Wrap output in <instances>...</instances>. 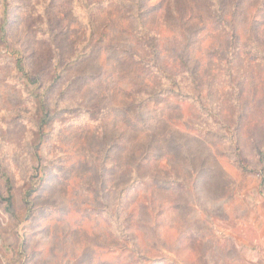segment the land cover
I'll return each instance as SVG.
<instances>
[{
    "label": "rangeland",
    "instance_id": "rangeland-1",
    "mask_svg": "<svg viewBox=\"0 0 264 264\" xmlns=\"http://www.w3.org/2000/svg\"><path fill=\"white\" fill-rule=\"evenodd\" d=\"M98 2L0 0V26L7 16L9 40L6 44L0 38V264H196L200 253L205 254L201 264H214L208 254L216 253V243L177 241L180 229L190 230L206 220L222 244L230 236L246 262L264 264V192L259 174L264 172V162L258 152L264 146V55L257 53L252 37H247L234 51L235 71L230 76L224 67L227 62L221 69L207 68L214 78V92L209 91V96V75L191 82L188 68L192 59L187 68L177 63V68L164 64L161 69L149 58L136 63L134 71L147 78L155 75L154 70H161L162 75L159 92L148 98V106L140 117H133L132 124L130 117L118 112L127 101V91L113 98L116 107L101 102V93H108L105 87L122 72L117 60L125 51L116 47L120 42L131 49L135 25L130 17H123L115 25L118 29L110 31L113 40L105 36L103 43H97L89 37V18L99 14ZM260 3L264 1L244 0L236 23L245 19L247 6L251 13ZM200 5L198 2L191 10L189 5H179L178 18L173 0H132L127 8L114 2L102 12L116 20L121 10L135 15L144 8L146 27L143 35L137 34L150 38L161 32L162 51L186 40L190 58L205 65L208 55L204 52L216 55L219 49L213 35L227 36L230 27L224 29L222 21L215 23ZM231 6L233 3L227 13L232 15L235 9ZM233 19H228L229 26L235 24ZM65 23L78 28L76 49L95 51L86 67L71 72L82 76L79 87L93 84L95 97L61 99L64 90L56 89L49 121L40 135L37 127L42 119L32 93L35 85L17 73L12 62L25 54L35 73L43 75L52 64L56 70L63 68L71 57L67 54H72L71 49L64 52L62 41L58 42ZM258 24L262 27L264 21ZM85 27L88 34L83 38ZM213 43L216 46L210 48ZM246 48L257 61L244 70ZM52 78L46 77V84ZM238 88L248 125L252 122L251 132L258 127L257 141L245 128L241 137L236 132L237 120L232 115L239 106L234 102ZM178 133L187 145L176 139ZM153 135L157 156L142 168L141 178L129 183V164ZM36 149L40 162L34 156ZM219 172L229 173L230 179L219 182ZM154 175L159 187L149 196L151 212L132 217L128 209L137 195L133 191L152 190L149 178ZM33 179L37 187L30 197V209L26 198ZM10 194L13 211L7 209Z\"/></svg>",
    "mask_w": 264,
    "mask_h": 264
},
{
    "label": "trees",
    "instance_id": "trees-1",
    "mask_svg": "<svg viewBox=\"0 0 264 264\" xmlns=\"http://www.w3.org/2000/svg\"><path fill=\"white\" fill-rule=\"evenodd\" d=\"M144 1V0H143ZM174 3H176V8H175V16L179 17L181 15L180 11L177 9V7L181 4L183 5H189V9H193V7L201 3L200 5L201 8H204V10H208V15L210 19H213L214 22L219 23L222 21L224 24L225 28H229L230 30L227 33V36H223V34H214L213 37L218 40V52L217 54H211L209 52H204L203 48H200V52L206 53L207 56V62L205 65H202L201 60H194V58H190L189 56V43L185 40V42L180 43L179 45L177 42H174L173 46H171L167 51L161 50L162 47V41H161V32H155L153 33V36H148L150 38H143L139 34H137V31L143 35V30L145 29V22H142L145 20V15L146 10L140 9L138 12L135 13V15H132L128 12H124L121 10V14H118L116 16V20H114L113 17L109 16H104L103 12L105 11L106 8H109V6H113L114 2L115 4H120L121 8H127V4L132 5V0H99L98 6L99 10L97 15H92L89 19L90 23V34L89 37H93L97 43H103L107 37L109 40L111 39L112 36H110V31L112 32L115 25L118 23H121L122 18L130 17L133 21V24L135 25V34H132V47L131 49L127 47H123L120 42H118V45L116 47L117 50H123L124 55L122 58H119L117 60L118 65L122 67V72H118L117 75L114 77V81H110V85L105 87V91L108 93H101V102L108 104V106L113 107L115 105L116 107V102L113 98L116 97L118 92H123L124 90L127 91L128 95L126 97V102L121 104V107L119 108L118 112L122 113L124 112V115L126 117H130V122L133 124L134 118L140 117L142 114L141 111L145 106H148V98H151L155 96L159 90V81H160V76L161 70H154L152 71L154 76L147 78V74L142 75L140 73H137L134 71V65L136 66V63L143 61L144 59H152L153 60V65L155 64L157 67L163 68V65L165 64L167 67L175 68L177 63H181L187 68V65H190V60L192 59V64L191 68H188V75L191 78V82L198 83V79L203 77L204 75H209L207 73V68L209 67H215L221 69L222 64H225L227 62V65L224 66L227 68V73L230 76L231 73H233L231 70L234 69L235 71V60H236V54L234 51L238 49V47H242L241 43L245 42L247 40L246 38L252 37V41L255 44L254 49H257V53L260 55H264V24H262V27L258 24L260 21H264V4L260 3L256 6L255 10L253 12L248 11V7L251 8V6L246 7V12H245V19L240 22L235 21L236 13H238L240 10L238 9L241 4L244 2V0H173ZM212 1V2H210ZM264 0H261V2ZM166 1H163L160 3L161 6H164ZM233 3L232 9H235V13L231 15L232 12L227 13L229 10V7ZM262 4V5H261ZM144 7H148V5H144ZM112 7H110L111 9ZM190 10H187L189 13ZM205 10V11H206ZM103 11V12H102ZM207 12V11H206ZM228 15V16H227ZM62 16V15H61ZM189 14L185 17V20L188 18ZM234 17L233 22H235L234 25L229 26L228 19L230 17ZM177 17V18H178ZM64 19H66V16H63ZM7 16H5V22H7ZM4 22L0 26V33L2 36L0 37L1 40L6 42V44L9 42V40L6 38V35L8 34V29L7 25ZM119 25V24H118ZM260 26V29L258 28ZM77 27V26H76ZM74 24H64L61 27V34H58L57 36L59 37L58 42L62 41L63 45V51H72V54H67L71 55L70 58H66L67 62L65 63V66L63 68H58L56 70V64H52V66H49L48 69L46 70L47 73L43 77L46 71H42L43 75L41 72H33L31 66H29V60L28 56H25V54H21L19 58L14 60L12 62L15 71L23 76L28 82L33 83L35 87L30 90H32L33 93V98L37 100L36 104L39 107V113L41 114V122L38 124V133L42 135L43 129L45 125L48 123V119L50 118L49 114V109H50V101L53 99V96L55 95V90L56 89H61L59 91L64 90V92L61 93L60 98H64L65 96H71V97H78V96H83L84 98L90 97L91 100H93L94 95V90L95 87L91 86L93 84H87L84 86L79 87V83L81 82L82 76L74 75L71 73L73 70L77 69H82L88 65L89 62L94 58L95 56V51L94 49H91L87 53H83L80 51L79 46L76 47L77 42L79 41V38H77V32ZM118 29V27H115ZM138 29V30H136ZM259 29V30H257ZM150 32V31H148ZM82 37L87 36V29L86 27L84 28V31L81 32ZM98 35H101V37H97ZM76 35V37L74 36ZM107 36V37H105ZM142 37V38H141ZM147 39V41L145 40ZM141 40V41H140ZM66 41V42H65ZM73 41V42H72ZM147 42V43H146ZM64 43V44H63ZM110 44H114V41H110ZM73 44V46L71 45ZM137 44L138 47L135 46ZM214 45H211L210 48L216 46L215 43ZM55 45V50L59 51L57 48V42L54 38V43ZM167 45V44H166ZM165 46V45H164ZM244 51V54H246V58L244 59V70H247L251 68L253 65V62L257 61L255 58H250L251 56V51L247 50ZM253 49V48H252ZM151 51V54L150 52ZM215 51V50H214ZM199 53V52H198ZM240 54H243L241 51ZM59 57V56H58ZM61 61V59H60ZM204 66V67H201ZM177 68V67H176ZM243 70V69H242ZM221 71V70H220ZM222 76V71L220 72ZM53 76L52 81L48 84H46V77ZM126 79H131L127 81ZM210 82L208 83L207 87V96H209L211 93L214 92V78L209 75ZM128 83V84H125ZM197 85V84H196ZM225 93L229 94V86L225 84L224 86ZM108 88V90L106 89ZM211 89V90H210ZM239 92L234 90L235 93L237 94V97H235L234 102H238V110L234 113L232 117H234L237 121L236 123V132H240V137H241V130L245 128L247 131H249V136H251L252 139H255L256 141L258 140V127L256 126L254 130L256 131L255 133L251 132L252 125L251 123L248 125V121L246 120V113L244 110V104L241 101V88H238ZM149 91H152L151 93ZM158 91V92H157ZM147 92V93H146ZM77 94V95H76ZM130 95V96H129ZM113 99V100H112ZM117 111V108L116 110ZM132 113V114H131ZM136 113V114H135ZM136 116H133V115ZM134 117V118H133ZM103 125V124H101ZM175 131H172V133L168 136L170 138L174 136ZM264 138V135H262ZM155 136H151L149 139H147L145 142V150L140 152L137 156H135V160L132 164H129V183L134 182L137 179L141 178L143 175L142 168L145 165H148L150 160H152L155 156H157V148L153 146V142L155 141ZM174 139V138H173ZM176 139H178L181 143H184L187 145L186 139L182 137L178 133L176 135ZM264 143V140H263ZM264 145V144H263ZM149 147V148H148ZM188 147V146H187ZM37 150V151H36ZM34 152V156L36 157V160L40 162V154L38 149H36ZM259 154L261 155V160L264 162V146L262 147V150L259 149ZM134 153V152H133ZM132 153V154H133ZM151 158V159H149ZM264 168V166H263ZM244 173V172H241ZM259 174L262 176L261 181H260V187H262V190L264 192V172H259ZM219 182L221 179L223 180H228L230 179V174L225 172V174L222 172H219ZM165 180H169V178H165ZM32 183L34 184L33 188L28 191V197L27 199V204L29 205V208L31 207L32 200L31 196L36 193V188L37 184L35 183V180H32ZM149 185L152 186V190H148L146 192H142L140 190L135 189L133 193L137 194L133 199V202L129 206V212L132 217H136V215H144L146 213L151 212L150 208V202H149V196L155 195L156 190H158L159 187V182L158 178L156 175L152 176L149 178ZM157 188V189H155ZM170 190H173L171 188ZM152 191V192H151ZM146 196L148 198H146ZM7 201V209L10 211H13V205H12V198L11 194L8 197ZM170 207L171 209H175L176 205L174 202H170ZM31 209V208H30ZM176 212L179 213V208L176 209ZM210 212V211H209ZM209 218V217H208ZM202 221V220H201ZM211 222L209 220H206L204 223L203 221L197 222L194 226V228H191L190 230H186L184 228L180 229L178 232V239L177 241L179 243L180 240H185V244H189L192 240L198 243L204 242V241H209V242H214L216 243V253H211L208 254V257L211 258V260L214 262V264H244L243 262L246 260L244 257H242L241 252L239 250V246L235 243L234 238L230 236H226L224 239L225 243H221V238H219V234L214 231V229H211L210 226H207ZM168 226V225H167ZM166 226V227H167ZM173 228V227H172ZM189 229V228H188ZM162 234V233H161ZM185 236V239H184ZM158 239V237H157ZM182 244V243H181ZM184 245V241H183ZM205 254L200 253L198 257L196 258V264H201V259L204 257ZM167 262V261H165ZM247 264H252L249 262H246ZM172 264V263H171Z\"/></svg>",
    "mask_w": 264,
    "mask_h": 264
}]
</instances>
